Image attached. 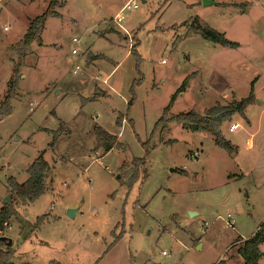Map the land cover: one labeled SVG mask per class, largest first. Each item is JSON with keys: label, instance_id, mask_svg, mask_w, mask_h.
Instances as JSON below:
<instances>
[{"label": "rangeland", "instance_id": "374dc122", "mask_svg": "<svg viewBox=\"0 0 264 264\" xmlns=\"http://www.w3.org/2000/svg\"><path fill=\"white\" fill-rule=\"evenodd\" d=\"M50 1L0 0V106L19 70L0 115V209L40 154L51 167L3 232L13 263L244 264L237 240L264 225V0H135L120 23L128 0H57L19 60L16 43ZM253 88L255 103L221 125L232 149L175 121ZM98 126L119 145L106 152Z\"/></svg>", "mask_w": 264, "mask_h": 264}, {"label": "trees", "instance_id": "16d2710c", "mask_svg": "<svg viewBox=\"0 0 264 264\" xmlns=\"http://www.w3.org/2000/svg\"><path fill=\"white\" fill-rule=\"evenodd\" d=\"M57 0H51L49 9L40 16L35 17L30 21L29 27L24 34L23 38L16 43L15 50L17 51L19 60H23L27 55L28 50L33 42L38 41L41 43V34L44 29L47 17L54 16V7ZM197 32L201 33L204 38L210 39L214 42L220 43L226 47H236V42L230 41L223 36V34L215 30H205L200 26H193ZM136 44L132 47V52L136 51ZM19 77V70L17 69L13 75L9 92L6 95L4 101L0 106V115L8 113L10 111V100L16 96L15 86ZM253 101L252 93L250 96L240 102H233L231 105H216L213 108L208 109L204 115L197 114L195 112H187L176 116L175 121L181 124L187 125L194 131H209L214 137L219 146H223L227 149H232L229 142L225 141L220 133V128L223 122L230 119L236 112L243 113L245 107ZM131 104V102L129 103ZM161 121L166 120L165 116H162ZM96 136L100 146H103L106 152L112 150L116 145H119L117 136L111 135L106 132L102 127H96ZM140 161V160H138ZM51 174V167L45 160L44 155L40 154L29 168V178L24 183H18L15 180H10L11 200L6 203L0 209V238L4 236V230L13 215L15 214V204L21 202H33L40 197L46 190V180ZM133 175V180L135 179ZM238 239L237 241H242ZM264 242V225L251 237L243 241L242 245L238 248V253L244 259V264H260L261 259L264 256L261 250V244ZM14 251L11 245H7L5 241L0 239V264H16L13 263ZM28 264V263H23ZM49 264H61L59 262H51Z\"/></svg>", "mask_w": 264, "mask_h": 264}, {"label": "built area", "instance_id": "2783aa9c", "mask_svg": "<svg viewBox=\"0 0 264 264\" xmlns=\"http://www.w3.org/2000/svg\"><path fill=\"white\" fill-rule=\"evenodd\" d=\"M138 8V4L135 2V0H128L123 6L122 8L119 10V12L116 14V17H115V21L117 23H120L122 20H123V14L126 10H131V9H136ZM74 42H79L78 39L74 38L73 40ZM74 54L77 53V50L74 49L72 51ZM78 69V68H77ZM76 72V70H75ZM239 127V124H233L231 127H230V130H235ZM10 225H7V227H9Z\"/></svg>", "mask_w": 264, "mask_h": 264}, {"label": "crops", "instance_id": "0c3cea01", "mask_svg": "<svg viewBox=\"0 0 264 264\" xmlns=\"http://www.w3.org/2000/svg\"><path fill=\"white\" fill-rule=\"evenodd\" d=\"M101 92V91H100ZM252 93V98H253V101L250 103V104H252V103H255V100H256V98H255V96H254V88L251 90V92H250V94ZM250 94H249V96H250ZM248 96V97H249ZM247 97V98H248ZM244 99H246V98H244ZM244 99H242V100H244ZM259 105L260 106H262L261 108V111L262 112H264V99H261L260 101H259ZM248 106V105H247ZM247 106L245 107V109L247 108ZM245 109H244V111H245ZM244 111H243V113H244ZM233 124H238V123H233ZM247 144H248V148H254L255 146H254V141H253V139H252V137H250L248 140H247ZM244 174H241V176L240 177H242ZM239 177V176H238ZM229 178H233V176H230ZM255 234V233H254ZM253 234V235H254ZM243 239V238H242ZM242 241H244V240H242Z\"/></svg>", "mask_w": 264, "mask_h": 264}, {"label": "water", "instance_id": "95a60500", "mask_svg": "<svg viewBox=\"0 0 264 264\" xmlns=\"http://www.w3.org/2000/svg\"><path fill=\"white\" fill-rule=\"evenodd\" d=\"M211 3H213V0H205L204 1V4L205 5H209V4H211ZM74 210H69V214L70 215H73L74 214ZM2 241H5L6 243H7V245H12V239L11 238H9V237H7V236H1V238H0Z\"/></svg>", "mask_w": 264, "mask_h": 264}]
</instances>
